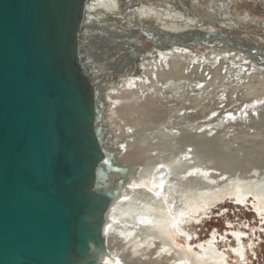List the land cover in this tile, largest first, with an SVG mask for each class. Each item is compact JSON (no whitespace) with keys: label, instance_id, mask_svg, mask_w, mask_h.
<instances>
[{"label":"water","instance_id":"water-1","mask_svg":"<svg viewBox=\"0 0 264 264\" xmlns=\"http://www.w3.org/2000/svg\"><path fill=\"white\" fill-rule=\"evenodd\" d=\"M90 2L0 0V264H99L107 254L105 215L130 168L104 146L100 76L119 82L127 62L96 75L97 61L82 58ZM152 38L151 49L216 43L252 58L224 29ZM130 43L138 63L144 42Z\"/></svg>","mask_w":264,"mask_h":264},{"label":"rangeland","instance_id":"rangeland-1","mask_svg":"<svg viewBox=\"0 0 264 264\" xmlns=\"http://www.w3.org/2000/svg\"><path fill=\"white\" fill-rule=\"evenodd\" d=\"M115 3V10L109 16L113 19V23L109 21L111 30L115 31L112 27L116 26L124 34L128 32L115 38L114 44L120 48L117 54L112 51L113 54L104 55L105 51H110L109 44H99L95 54L85 44L87 58L97 61L92 69L94 74L106 64V69L117 62L121 64L120 61L130 54L132 45H126L128 37L136 44L144 42V54L149 51L147 47L151 50L143 35L149 33L148 26L154 28L152 30L173 27L204 31L224 29L236 37L234 44L252 57L215 43L196 49L184 48L192 49L189 56L168 59L173 62L167 60L165 64L158 56L138 58L153 66L160 61L161 67L156 65L155 72L142 78V98H124L123 115L118 112L112 122L104 119L105 132H112L110 139L104 142L113 147L118 161L130 165L142 163L148 168L154 160L174 162L187 151L189 155L182 157L184 168L198 164L211 169L207 178L208 184L214 187H206L208 191L226 193L229 186L251 177V183L264 185V0H117ZM175 3L182 10H177L179 5ZM132 14L140 15L135 27L144 29L130 28L124 16ZM89 22L96 25L93 17ZM94 30L98 31L96 27ZM239 37H243L242 42ZM111 78V75L105 76L107 80ZM120 99L106 103L104 110L122 104ZM175 165L180 169L182 162L175 161ZM202 176L190 170L180 178L185 179L184 186L191 187V199H195ZM248 199L238 204L236 196L228 194L209 207L197 203L188 209L190 218L180 223L181 228L190 234V243L205 242L212 233L219 235L216 245L226 254L229 264H264V215L254 212L251 199ZM134 206L127 203L130 209L126 208V215L133 217L135 211L137 214L141 210ZM232 232L241 234L245 255L242 259L232 252L233 244L238 243L231 236ZM174 239L180 248L187 244L183 238L174 236Z\"/></svg>","mask_w":264,"mask_h":264},{"label":"bare ground","instance_id":"bare-ground-1","mask_svg":"<svg viewBox=\"0 0 264 264\" xmlns=\"http://www.w3.org/2000/svg\"><path fill=\"white\" fill-rule=\"evenodd\" d=\"M115 1L117 0H92L93 6H89L86 10V15H84V17H87V19H84L82 22V36L84 43L91 47L89 50H92L91 52L93 54L97 52L98 45L101 43L112 46L110 49L108 48L110 51H103L104 55H108L109 52L113 54L112 51H114V54H117L120 48L116 47L114 44L115 38L117 35H126V32H128L126 31L124 34V32L120 31L116 26L112 27L115 31L111 30L110 22L113 23V19L109 16L113 13V9L115 10ZM177 3L179 2L177 1ZM175 5L177 4L175 3ZM169 6L171 7V5ZM180 9L182 10L179 5L177 10ZM153 10H151V12ZM154 12L156 11L154 10ZM169 12H171V10ZM133 14L124 16L129 22L130 28L136 30L144 29L140 26L135 27L138 25L140 15ZM88 17L89 19L90 17H93L96 25L89 22ZM159 19L161 20V18ZM162 19L164 18L162 17ZM223 26L226 27V25ZM95 27L98 31L94 30ZM146 28L149 30V33H145V36L150 40L154 35H156V37L158 34L166 35L171 33L176 35L178 32L184 31V29L178 27L170 29L160 28L155 30H152L154 28L150 26ZM242 41L243 40H241V42ZM201 46L203 45H200V47ZM131 47L129 48L130 54L122 59L126 60L127 65L125 66L124 71L120 72L119 82L115 83V77L105 81H102L103 77L100 79V87L103 92L102 97L105 96L103 99H106L104 101L109 103L116 98H121L120 102L122 103L109 110L103 109V122L104 119L107 122H112L117 118L116 114L118 112L122 114L125 107V105H123L125 101H123L124 98H129L128 96H133L137 100L140 96L142 98V78L149 77L151 73L156 71L155 67L160 66V61H157V66L150 65L149 61L136 63L133 59L137 55V52ZM190 51L179 47L165 49L162 48V46H158L156 49L153 48L151 51H146L145 55L153 57L158 56L161 61L165 60V62L162 63L165 64L168 59L189 56L191 54L189 53ZM139 55L140 54L138 53V58ZM87 56L88 55L83 52L82 58L84 57L85 62H87ZM109 57L107 58L110 59L112 56ZM202 58L203 57H201V59ZM122 60L120 62H122ZM259 60L262 61L261 59ZM168 61L169 63L171 61L173 62V60ZM108 64L112 66V62H109ZM138 69L139 73L137 75ZM106 115L107 117L109 116V119H106ZM104 126L106 130L107 127L106 125ZM111 134L112 132L109 134L107 132L106 136L109 138V135ZM104 146L105 149L109 151L112 150L111 152H113V147L111 148L109 142L105 141ZM182 154L178 160H175L176 162H182L180 169L177 165H175V167L173 166L175 163L173 160H154L149 163L148 168H145L142 163L138 165H130L129 162L118 161L119 158L117 159L118 156H116L115 160L118 164L123 167H129L130 170L128 171L130 172L125 175L124 185L119 190L117 197L112 201L105 215L103 235L106 239L107 254L98 256L99 264H229L226 259V254L219 251L216 245L219 235L217 236L215 233H212L205 242L190 243L191 236L181 228L180 223L184 222V219L190 218V216H188L189 211L195 204L202 203V205H208L209 207L210 204L219 202L228 194L230 196H236L238 204L248 198V200L251 199L252 205L255 209L254 212L258 215H264V185L262 183H251V177L243 182L229 186L226 193L217 192V190H215L216 192L208 191L206 187H212L210 186L211 184H208L210 180L207 178V174L211 169L198 164H193L187 169L184 168L183 158L188 156L189 153L185 151ZM123 157L126 161V156L123 155ZM190 170L193 171V173L200 172V175H203L200 179V185L197 187L198 189H195V199H191L192 195L189 192L191 187L184 186L185 179H180L184 178ZM120 178L121 175L114 174L110 183L113 186H116ZM124 202L125 205H122ZM129 202L133 203L138 208H141L137 214H135L136 211L134 212L133 217L130 216L132 214L129 215L130 217L126 215L127 212L125 210L128 208L126 206ZM128 209L127 211H129ZM188 209L190 210L188 211ZM193 213L196 214V210H194ZM174 236L186 240V246H183L184 248L178 247L175 243ZM231 236H233L236 242H238L233 244L232 252L242 259L245 255L243 250L244 244L241 241V234L232 232Z\"/></svg>","mask_w":264,"mask_h":264}]
</instances>
